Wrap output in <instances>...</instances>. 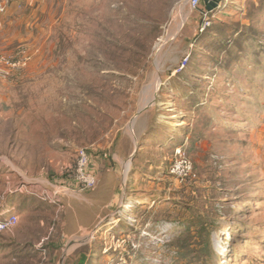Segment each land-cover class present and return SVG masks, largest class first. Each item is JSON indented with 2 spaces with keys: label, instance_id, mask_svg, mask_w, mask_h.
Returning a JSON list of instances; mask_svg holds the SVG:
<instances>
[{
  "label": "rangeland",
  "instance_id": "rangeland-1",
  "mask_svg": "<svg viewBox=\"0 0 264 264\" xmlns=\"http://www.w3.org/2000/svg\"><path fill=\"white\" fill-rule=\"evenodd\" d=\"M2 1L0 211L26 213L0 264H264V0H222L205 31L187 0ZM82 148L134 208L58 243L92 197L26 200L75 188Z\"/></svg>",
  "mask_w": 264,
  "mask_h": 264
},
{
  "label": "crops",
  "instance_id": "crops-1",
  "mask_svg": "<svg viewBox=\"0 0 264 264\" xmlns=\"http://www.w3.org/2000/svg\"><path fill=\"white\" fill-rule=\"evenodd\" d=\"M203 4V6H202ZM208 6L207 3L204 2V0H202L201 3V9H203L204 7ZM201 9L199 10L201 12ZM95 170L97 171V168L95 166ZM88 191L85 192H67L66 194L68 196H74L77 197L79 199H84V203L87 200L86 196H90L92 197V200H88L87 202V208L91 209L93 212V218L88 220V222L85 221V218H80L79 214L77 215V220L75 222L78 221V223H76L75 225L70 224L69 220L66 221V225L67 228H69L70 226H74L73 230H68L66 231V228L64 227V231L58 236L55 237L56 240H58V243L61 242L62 240H65L68 236H76L80 233L83 232H88L89 235L95 233V231L98 229V225L102 222V213L104 210L108 209V208H113V206L116 204L117 207L122 208L123 207V203L128 202H132L130 199H132L129 196L130 190H125V188H95L92 192H90L89 194H85ZM68 199V198H67ZM26 204H29V206L31 205L32 202L35 203H39L40 205H42V203L36 199V198H28V200H26ZM13 203L7 204L9 210L4 212V211H0V216H6L9 213H16L19 217H21V214H25L26 212H24V208H22V203L20 199H15L14 201H12ZM140 203V202H138ZM48 204V205H47ZM7 205H4V207H6ZM46 206H50L51 208H53V211L55 210L56 213V206L54 204H50L46 202ZM25 207V206H24ZM19 212V213H18ZM31 212V211H29ZM52 212V211H51ZM53 213V212H52ZM32 215L35 217L36 213L35 211H32ZM80 218V219H79ZM54 220H56V215H54ZM70 231V232H69ZM91 238H93L91 236ZM41 240H49L50 241V237L46 236ZM56 243V244H58ZM78 253H74L71 255V257L68 256L67 259H70L68 263L66 264H96V262H94L93 260H95L91 254L90 251L87 250H81V251H77Z\"/></svg>",
  "mask_w": 264,
  "mask_h": 264
},
{
  "label": "built area",
  "instance_id": "built-area-1",
  "mask_svg": "<svg viewBox=\"0 0 264 264\" xmlns=\"http://www.w3.org/2000/svg\"><path fill=\"white\" fill-rule=\"evenodd\" d=\"M201 1L202 0H187L189 6L193 10L201 9ZM220 5L213 10H208L207 6L201 9V14L204 20L200 26L201 31H205L212 24L214 18L212 13L220 8ZM5 11L6 3L5 1L0 0V20ZM73 183L75 185V188L73 189L57 188L51 193L43 191V193L37 195V197L42 202L47 201V203L54 204L59 212L62 208L60 197L63 192H85L94 189L97 185V171L95 170L91 153L86 148H82L78 151L77 163L73 172ZM21 189L22 188H20V190ZM28 193L31 192L28 191ZM18 221L19 217L16 213H9L6 216H0V234L13 228Z\"/></svg>",
  "mask_w": 264,
  "mask_h": 264
},
{
  "label": "bare ground",
  "instance_id": "bare-ground-1",
  "mask_svg": "<svg viewBox=\"0 0 264 264\" xmlns=\"http://www.w3.org/2000/svg\"><path fill=\"white\" fill-rule=\"evenodd\" d=\"M179 14V13H178ZM182 21V20H181ZM180 21V22H181ZM180 22L178 23V25L180 24ZM156 63H157V65L159 66L160 65V60L159 59H157L156 60ZM157 77V76H156ZM155 90V89H154ZM153 93V92H152ZM151 93V94H152ZM148 97V96H147ZM146 97V98H147ZM154 97V96H153ZM149 98V97H148ZM147 98V99H148ZM152 99V98H151ZM150 99V100H151ZM143 100H144V98H143ZM154 101V100H153ZM142 104V103H141ZM145 105V104H144ZM134 208V206H133V204H132V202H126V203H123V207H122V209H121V212L124 214V213H127V212H129V211H131L132 209ZM80 241V240H79Z\"/></svg>",
  "mask_w": 264,
  "mask_h": 264
},
{
  "label": "water",
  "instance_id": "water-1",
  "mask_svg": "<svg viewBox=\"0 0 264 264\" xmlns=\"http://www.w3.org/2000/svg\"><path fill=\"white\" fill-rule=\"evenodd\" d=\"M204 2L208 4V6H207L208 10H213V9L219 7L222 0H204Z\"/></svg>",
  "mask_w": 264,
  "mask_h": 264
},
{
  "label": "trees",
  "instance_id": "trees-1",
  "mask_svg": "<svg viewBox=\"0 0 264 264\" xmlns=\"http://www.w3.org/2000/svg\"><path fill=\"white\" fill-rule=\"evenodd\" d=\"M39 200V199H38ZM40 201V200H39ZM10 230V229H9ZM1 235V234H0Z\"/></svg>",
  "mask_w": 264,
  "mask_h": 264
}]
</instances>
